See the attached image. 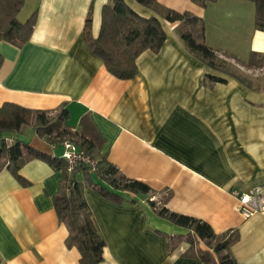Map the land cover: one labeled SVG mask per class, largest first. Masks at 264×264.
I'll use <instances>...</instances> for the list:
<instances>
[{
    "label": "crops",
    "instance_id": "1",
    "mask_svg": "<svg viewBox=\"0 0 264 264\" xmlns=\"http://www.w3.org/2000/svg\"><path fill=\"white\" fill-rule=\"evenodd\" d=\"M124 1L139 16L159 19L166 33L159 52L146 50L137 58L135 78L109 74L84 41L89 7L96 37L109 0H25L18 19L23 14L25 22L36 11V24L21 48L0 41V106L52 110L66 103L72 130L89 114L105 139L100 154L155 191L151 200L171 193L170 211L203 220L215 233L237 229L239 240L231 247L236 262L264 264V213L244 218L232 195L264 185V69H247L224 56L245 61L251 51L264 53L253 7L246 0H217L206 7L157 0L203 19L205 42L226 61V74L186 49L177 22L135 0ZM205 75L224 81L203 84ZM30 130L31 146L57 154ZM11 137L17 136L0 133V139ZM19 174L27 186L8 170L0 172V264H79L77 249L65 246L68 231L53 207L61 172L35 159ZM83 195L105 240L101 264H202L183 256L186 242L169 253L166 236L188 231L158 217L148 196L126 193V201L116 204L90 188Z\"/></svg>",
    "mask_w": 264,
    "mask_h": 264
},
{
    "label": "trees",
    "instance_id": "2",
    "mask_svg": "<svg viewBox=\"0 0 264 264\" xmlns=\"http://www.w3.org/2000/svg\"><path fill=\"white\" fill-rule=\"evenodd\" d=\"M135 1L152 10L161 19L170 23L177 22L176 31L186 49L209 68L229 74L226 61L205 42L203 19L190 12L165 8L157 0ZM216 1L192 0L201 7ZM247 1L254 7L253 28L264 32V0ZM24 3L25 0H0V41L17 48L29 41L36 24V11L25 22L19 21L18 15ZM92 17L91 5L84 22V41L91 53L103 61L107 72L120 80L135 78L137 58L146 50L159 52L166 39L159 19L139 16L124 0H109L102 6L100 29L96 37L92 34ZM224 56L233 58L247 69H264V53L251 51L245 61L227 53ZM3 60L0 54V68ZM223 81L211 75L203 78V84ZM68 120L66 103L52 110L3 103L0 106V133L18 138L0 139V172L8 170L23 186H27L28 182L19 174V170L31 160H41L53 170L61 172L53 207L58 222L65 225L68 231L65 246L77 249L80 254L79 264H101L105 247V240L83 195L86 188L116 204L126 201V193L148 196L147 202L158 217L188 231L186 235L166 236L169 253L186 242L189 247L183 253L185 257L197 259L202 264H238L231 252V247L239 240L237 229L215 233L203 220L170 211L166 204L171 193L162 196L159 201L151 200L155 191L141 181L127 178L105 155L100 154L105 139L89 114L80 118L76 130L69 127ZM25 128H32L53 150L62 146L64 141L73 142L96 161V169L91 172L87 166L79 165L69 173L67 163L61 156L44 153L20 139Z\"/></svg>",
    "mask_w": 264,
    "mask_h": 264
},
{
    "label": "built area",
    "instance_id": "3",
    "mask_svg": "<svg viewBox=\"0 0 264 264\" xmlns=\"http://www.w3.org/2000/svg\"><path fill=\"white\" fill-rule=\"evenodd\" d=\"M61 158L67 163V171L71 173L77 166L85 165L91 172L96 169V161L71 141L62 143ZM237 200V211L249 218L255 213H264V185H255L246 192L232 191Z\"/></svg>",
    "mask_w": 264,
    "mask_h": 264
},
{
    "label": "rangeland",
    "instance_id": "4",
    "mask_svg": "<svg viewBox=\"0 0 264 264\" xmlns=\"http://www.w3.org/2000/svg\"><path fill=\"white\" fill-rule=\"evenodd\" d=\"M247 1V0H246ZM246 3H248V5L250 6V7H253V4L251 3V2H249V1H247ZM253 12H254V7H253ZM23 20V14H20V16H19V21H22ZM231 69V68H230ZM262 82H264V80H262ZM30 129H32V128H25V130L23 131V133L20 135V139H22V140H24V141H26V142H28V134L29 133H31V130ZM32 131H34V130H32ZM62 151H63V148H62V146L60 145L57 149H56V155L58 156V155H60V154H62Z\"/></svg>",
    "mask_w": 264,
    "mask_h": 264
}]
</instances>
